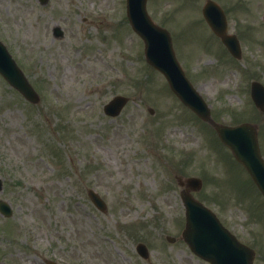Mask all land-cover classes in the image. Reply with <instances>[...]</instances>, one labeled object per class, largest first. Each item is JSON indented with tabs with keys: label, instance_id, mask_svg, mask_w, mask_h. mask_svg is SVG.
Listing matches in <instances>:
<instances>
[{
	"label": "rangeland",
	"instance_id": "obj_1",
	"mask_svg": "<svg viewBox=\"0 0 264 264\" xmlns=\"http://www.w3.org/2000/svg\"><path fill=\"white\" fill-rule=\"evenodd\" d=\"M167 1L150 0L157 20ZM231 3L235 12L248 9L232 14L239 26L254 28L245 29V74L227 58L217 71L213 64L200 72L193 58L187 76L219 121L247 119L260 126L264 154V117L248 94L251 80L264 82V28L254 16L264 3ZM124 12L125 0H48L45 6L0 0V40L42 97L31 107L0 77V174L7 180L0 200L13 209L10 220L0 218L4 264H204L180 237L184 218L176 177L190 176L203 180L204 201L220 197L213 207L228 229L248 245L258 238L264 248V211L252 212L264 209V201L211 131L145 65L140 41L128 26L130 37L119 29ZM56 25L63 39L51 34ZM184 33V42L201 39L209 50L217 48L197 11ZM176 48L184 56V46ZM210 53L201 46L195 62L210 63ZM228 66L238 69L225 72ZM115 95L130 102L110 119L102 108ZM89 188L105 201V213L89 201ZM166 236L176 240L169 243ZM138 243L147 247L148 259L136 253ZM256 253L254 264H264V249Z\"/></svg>",
	"mask_w": 264,
	"mask_h": 264
},
{
	"label": "water",
	"instance_id": "obj_2",
	"mask_svg": "<svg viewBox=\"0 0 264 264\" xmlns=\"http://www.w3.org/2000/svg\"><path fill=\"white\" fill-rule=\"evenodd\" d=\"M143 3V0H140V7ZM0 60L4 61L3 54L0 53ZM0 69L1 73L4 75H12L13 70L8 72L9 63L1 62ZM167 78L169 79L172 87L177 91H182L187 87V84L184 82L181 76L177 74V76L172 75L170 70L166 71ZM14 81L17 80L19 82V78L14 75ZM174 79L180 80L182 83L175 84ZM19 88H22V85H16ZM23 92L28 95L26 89H23ZM253 97H255V102L260 108L264 109V103H259L258 101L261 100L259 92L253 90ZM121 103L117 101L116 106H120ZM191 105L194 108L195 112H198L204 120H208V113L201 114L199 107L202 105L201 101L198 97L194 96L191 100ZM218 134L220 135L221 139L231 148L234 153L236 159L241 162L249 172L250 176L252 177L253 181L257 185V187L262 191L264 194V164L261 161L258 153V146L256 141V134L254 130L249 127H241L237 129H226L221 127H216ZM187 203L191 204L189 201ZM191 207L189 210V227L190 233L189 239L193 242V247L199 250L211 248V251L215 253H219L217 251V245L225 240L226 235L216 226L211 218H203L193 214L197 212L195 206L188 205ZM195 209V210H194Z\"/></svg>",
	"mask_w": 264,
	"mask_h": 264
}]
</instances>
